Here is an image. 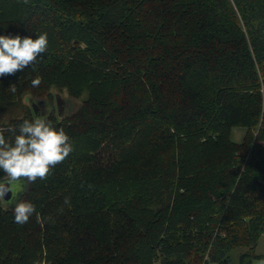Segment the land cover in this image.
Instances as JSON below:
<instances>
[{"label": "trees", "instance_id": "1", "mask_svg": "<svg viewBox=\"0 0 264 264\" xmlns=\"http://www.w3.org/2000/svg\"><path fill=\"white\" fill-rule=\"evenodd\" d=\"M43 33L0 77V130L26 98L82 104L46 116L73 152L19 195L29 221L0 201V264L264 259V0H0V35Z\"/></svg>", "mask_w": 264, "mask_h": 264}, {"label": "clouds", "instance_id": "2", "mask_svg": "<svg viewBox=\"0 0 264 264\" xmlns=\"http://www.w3.org/2000/svg\"><path fill=\"white\" fill-rule=\"evenodd\" d=\"M23 2L27 4L28 0ZM48 43L47 33L38 35L36 39L0 35V77L24 71L47 51ZM41 82V78L37 77L31 84L38 87ZM8 90L15 93V84L10 85ZM72 152L73 146L65 130L54 126L44 115L31 121L23 120L18 134L12 139H6L0 130V170L4 173L0 178V201L11 209L15 223L26 224L36 212L30 201L24 199L17 202L19 195L37 179L46 180L52 169ZM8 193H11V198L5 200ZM68 202L69 198H65V203ZM260 264H264V259Z\"/></svg>", "mask_w": 264, "mask_h": 264}, {"label": "rangeland", "instance_id": "3", "mask_svg": "<svg viewBox=\"0 0 264 264\" xmlns=\"http://www.w3.org/2000/svg\"><path fill=\"white\" fill-rule=\"evenodd\" d=\"M62 94H63V99L65 102V111H64L63 117L70 116L79 109V107L82 104V99L75 100V99L69 97V95L67 93H62ZM54 95L55 94H53V97H51L52 103L47 99H43V100H46L47 102H49L48 107L46 108V111H48L49 114L54 113V112H56V114H57V111H58L57 110V102H55V96ZM34 100H38V98H34ZM24 102L27 105V107L30 106L31 101L29 102V98H26L24 100ZM243 137H244V132L241 129L235 130V136H234L235 141L242 142ZM256 253L258 255H264V235L262 236V238L258 244V248H257ZM261 260L262 259L257 258L253 261V264H260Z\"/></svg>", "mask_w": 264, "mask_h": 264}, {"label": "water", "instance_id": "4", "mask_svg": "<svg viewBox=\"0 0 264 264\" xmlns=\"http://www.w3.org/2000/svg\"><path fill=\"white\" fill-rule=\"evenodd\" d=\"M30 101H31L30 104L32 106L35 116L50 115L48 111H46V108L48 107L49 102L43 99L34 100L33 98H31ZM57 110H58L59 117L62 118L64 111H65V102L61 95H57ZM10 198H11V193H8L5 196V200H8Z\"/></svg>", "mask_w": 264, "mask_h": 264}]
</instances>
